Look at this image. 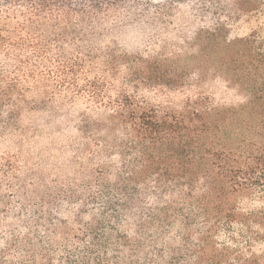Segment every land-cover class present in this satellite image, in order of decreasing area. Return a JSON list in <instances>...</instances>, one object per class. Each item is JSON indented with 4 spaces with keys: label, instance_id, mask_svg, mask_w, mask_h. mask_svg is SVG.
Listing matches in <instances>:
<instances>
[{
    "label": "trees",
    "instance_id": "16d2710c",
    "mask_svg": "<svg viewBox=\"0 0 264 264\" xmlns=\"http://www.w3.org/2000/svg\"><path fill=\"white\" fill-rule=\"evenodd\" d=\"M55 106L104 120L78 181L0 151V264H264V0H0V143Z\"/></svg>",
    "mask_w": 264,
    "mask_h": 264
},
{
    "label": "rangeland",
    "instance_id": "374dc122",
    "mask_svg": "<svg viewBox=\"0 0 264 264\" xmlns=\"http://www.w3.org/2000/svg\"><path fill=\"white\" fill-rule=\"evenodd\" d=\"M81 117L104 120L91 111L61 106L22 115L16 136L0 143V151L17 154L28 185L40 187L44 181L57 185L78 181L87 168L88 154L83 151L85 139L80 128L71 122Z\"/></svg>",
    "mask_w": 264,
    "mask_h": 264
}]
</instances>
